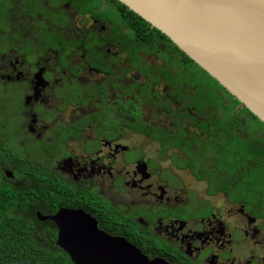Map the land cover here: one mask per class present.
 <instances>
[{"label":"flooded vegetation","instance_id":"af4514ba","mask_svg":"<svg viewBox=\"0 0 264 264\" xmlns=\"http://www.w3.org/2000/svg\"><path fill=\"white\" fill-rule=\"evenodd\" d=\"M199 67L111 0H0L7 212L46 245L72 209L148 258L264 264V125Z\"/></svg>","mask_w":264,"mask_h":264},{"label":"water","instance_id":"95a60500","mask_svg":"<svg viewBox=\"0 0 264 264\" xmlns=\"http://www.w3.org/2000/svg\"><path fill=\"white\" fill-rule=\"evenodd\" d=\"M218 81L264 123V0H119ZM74 264H172L100 230L82 210L45 216Z\"/></svg>","mask_w":264,"mask_h":264},{"label":"trees","instance_id":"16d2710c","mask_svg":"<svg viewBox=\"0 0 264 264\" xmlns=\"http://www.w3.org/2000/svg\"><path fill=\"white\" fill-rule=\"evenodd\" d=\"M111 1L123 10H127L128 16L133 20H137L143 26H151L149 22L134 11L128 9L127 6L119 0ZM152 30L168 40L178 52L184 54L191 62H194L159 29L152 27ZM199 68L205 72L208 77L219 84L218 81L210 76L203 68ZM220 86L225 89L222 85ZM230 95L234 97L232 94ZM234 99L239 103L235 97ZM244 110L253 115L246 107H244ZM262 124L264 125V123ZM10 205L11 196L3 185H0V264H74L69 255L54 244V240L47 241V245L45 242H41L31 231L34 225L32 222L26 223V220L22 217L10 215L7 212Z\"/></svg>","mask_w":264,"mask_h":264}]
</instances>
